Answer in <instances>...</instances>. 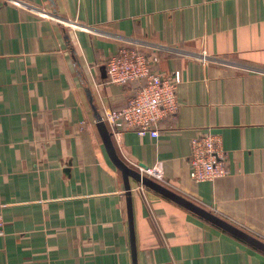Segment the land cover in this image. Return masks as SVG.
Instances as JSON below:
<instances>
[{
	"label": "crops",
	"instance_id": "obj_1",
	"mask_svg": "<svg viewBox=\"0 0 264 264\" xmlns=\"http://www.w3.org/2000/svg\"><path fill=\"white\" fill-rule=\"evenodd\" d=\"M123 46L182 80L160 136H113L119 155L161 165L153 178L264 241V0H0V264H133L124 178L94 109L136 89L103 72ZM208 129L229 173L195 182L191 141ZM131 184L138 264H264L263 250Z\"/></svg>",
	"mask_w": 264,
	"mask_h": 264
},
{
	"label": "built area",
	"instance_id": "obj_2",
	"mask_svg": "<svg viewBox=\"0 0 264 264\" xmlns=\"http://www.w3.org/2000/svg\"><path fill=\"white\" fill-rule=\"evenodd\" d=\"M148 54L137 47L123 46L106 62L107 80L114 84H137L127 104L106 107L102 115L113 136L135 131L142 136H160L163 120L172 118L179 111L178 84L181 73L163 76L153 68ZM149 176L163 179L161 165L141 169ZM229 173L228 155L222 137L208 129L191 141L190 177L195 182L213 181ZM0 215V233L4 231Z\"/></svg>",
	"mask_w": 264,
	"mask_h": 264
},
{
	"label": "water",
	"instance_id": "obj_3",
	"mask_svg": "<svg viewBox=\"0 0 264 264\" xmlns=\"http://www.w3.org/2000/svg\"><path fill=\"white\" fill-rule=\"evenodd\" d=\"M103 72L105 75L107 74L106 67H103ZM89 95L92 93L89 91ZM95 114L97 117V126L106 147V150L113 161V163L120 169L124 178V184L126 188V194L128 196V215H129V223H130V232H131V243H132V257L133 264H138L137 260V248H136V234L134 228V214H133V205H132V184L131 179L136 181V183L141 184L142 186H146L165 197L173 200L174 202L188 208L192 212L200 215L206 220L218 225L224 230L234 234L235 236L243 239L244 241L254 245L255 247L264 251V241L253 234L249 233L245 229L233 224L232 222L220 217L214 212L204 208L203 206L197 204L196 202L188 199L187 197L179 194L178 192L170 189L160 181L156 180L152 176L144 173L141 169H136L126 163L119 155L114 139L113 134L109 130L108 125L103 120L101 113L94 106Z\"/></svg>",
	"mask_w": 264,
	"mask_h": 264
}]
</instances>
